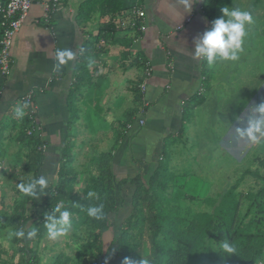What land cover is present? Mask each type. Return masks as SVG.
<instances>
[{"label":"crops","instance_id":"crops-1","mask_svg":"<svg viewBox=\"0 0 264 264\" xmlns=\"http://www.w3.org/2000/svg\"><path fill=\"white\" fill-rule=\"evenodd\" d=\"M236 1L217 0L214 18H221L222 9L228 6L250 11L254 17L247 39L255 45L248 49L249 60L235 71L243 93L227 107V112L235 115L233 122L239 115V123L247 126L252 120L247 111L254 108L260 118L256 108L264 100V75L257 61L261 47L257 34L264 31V6H256L260 1L256 0L255 5L234 8ZM202 2L140 0L136 5L145 11L146 30L139 40L131 42L127 32L111 23L126 10L102 15L98 7L92 10L87 0H60L46 22L41 0H34L14 37L11 73L0 87V156L5 155L7 169L23 175L30 163L32 169L27 171L31 175L36 169V175L45 176L54 185L62 167L74 179V187L81 189L95 173L92 161L101 153H110L116 179L134 177L161 159L167 160L177 174V183L183 184L179 180L190 173L177 171L175 147L183 145L181 153L199 159L200 143H193L196 124L202 122L204 131L209 125L204 124L202 108L217 87H236L232 76L221 78L227 68L225 61L212 67L207 64L208 82L204 84L206 58H195L194 50L196 41L211 30L212 22ZM79 10L82 16H78ZM62 49H71L76 55L73 61L56 68L55 53ZM90 61L94 62L91 67ZM146 64L151 74L142 94L138 83ZM201 88L204 97L197 102ZM29 91L34 92L32 108L40 127L35 139L37 145H44L43 151L37 147L30 151L26 138L20 139L29 119L27 115L23 120L14 115L21 97ZM225 117L220 116L216 122L221 126L216 139L238 138L235 129L232 136L230 130L225 133ZM140 118L145 121L143 125ZM263 142V137L257 140L259 145ZM23 147L29 150L28 155ZM165 153H169V159ZM41 199L42 195L35 199V205H41Z\"/></svg>","mask_w":264,"mask_h":264},{"label":"trees","instance_id":"trees-1","mask_svg":"<svg viewBox=\"0 0 264 264\" xmlns=\"http://www.w3.org/2000/svg\"><path fill=\"white\" fill-rule=\"evenodd\" d=\"M87 3L92 10L98 7L103 15L128 10L140 4V0H87ZM216 4L217 0L202 2L212 27ZM79 12L78 16H82V10ZM203 72L205 76L209 73L206 59ZM3 79L0 75V87ZM207 82L206 76V86ZM203 97L204 93L199 92L197 102ZM137 98L139 100V96ZM20 135V139L26 138L30 151L35 150L37 140L28 137L26 131H20ZM165 158L169 159V153H165ZM166 161L160 159L154 167L140 170L129 179H116L111 170L110 153H101L92 161L95 173L87 178L81 189L74 187V179L60 167L58 181L54 185L48 184L42 194L41 205L36 206L35 199L22 194L15 203L14 213L6 220L17 228L23 227L26 232L38 229L37 236L30 240L40 239L46 231L45 214H50L55 206L61 204L71 213L72 227L79 231L77 237L82 242L80 248L92 258L90 264H123L125 258L139 262L144 258V243L151 246L147 258L150 264H204L206 261L263 264L264 170L247 169L220 197L201 198L183 191V184L177 183V174ZM259 163L264 169V159ZM35 173L39 174L35 169L33 179L39 177ZM245 175L255 180L256 188L238 189ZM89 192L97 193L99 199L90 200ZM100 203L104 204L105 219L97 221L88 217L87 207ZM194 205H208L212 210H195ZM242 205H246L245 211H241ZM123 207H128L124 214L120 211ZM107 231L111 232V240L105 249L103 237ZM224 240L234 245L235 254L228 255L222 251ZM19 241L23 242V239ZM24 250V246L20 248V252ZM65 258L70 257L58 254L53 264H62ZM36 260L37 256L30 254L27 259L23 257L13 264H35Z\"/></svg>","mask_w":264,"mask_h":264},{"label":"rangeland","instance_id":"rangeland-1","mask_svg":"<svg viewBox=\"0 0 264 264\" xmlns=\"http://www.w3.org/2000/svg\"><path fill=\"white\" fill-rule=\"evenodd\" d=\"M256 0H250L244 2L237 0L232 6H237L242 4L245 6L255 5ZM264 6V0L258 1L256 6ZM231 9V6H228ZM258 44L261 45L259 48V55L257 56V61L259 63V70L263 71L264 75V33L257 34ZM262 43V44H260ZM254 44V41L249 38L246 39L244 45V51L240 54V59L236 62H226L225 75L221 74V78L226 80L229 76H232V79L236 83L235 88H229L223 90L222 88L217 87L213 93V97L209 100L205 107L202 108L204 114V124H209L207 129L204 131L202 122H197L196 133L197 137L195 138L194 146L200 143L198 146L201 150L198 158H194L185 155L181 152L183 145H178L176 148V162H174L175 167L178 172L181 173H190L187 178H181L179 181L183 183V191L198 197L205 196H214L220 197V195L228 189L236 179L242 175L243 171L247 169L254 170L258 168L263 171V167L259 163L260 160L264 159V142L263 145H259L256 142L245 138H236L231 137L230 139H223V136L220 139H216V135L219 134L221 129H219L220 123H216L220 116L224 115L227 122L224 123L226 126L225 133L231 132L232 134L237 128L246 129L248 127L244 126V123H239L240 116L234 120V114L227 112L229 107L228 103H233L237 101L243 89L239 83V74L235 72L238 67L248 61V49L251 48ZM243 88L244 84L242 85ZM247 90V89H246ZM242 91V92H241ZM263 94H264V83H263ZM264 99V98H263ZM264 102V100H263ZM247 115L251 119H256L257 115L255 114L254 108L252 112L247 111ZM210 117V122L208 119ZM224 120V121H225ZM205 125V126H206ZM223 125V124H222ZM216 127V128H215ZM215 129V131H213ZM235 129V130H234ZM261 138L258 136V139ZM264 140V137H263ZM245 147H244V146ZM193 145L191 144V147ZM24 151L27 150L26 147H23ZM11 150H13L11 148ZM29 154V150L25 152ZM5 155L0 156V264H13L19 262L24 258H28L30 254H35L37 260L35 264H53L58 254H63L70 258L64 259L62 264H90L92 258H89V255L84 253L80 246L81 241L78 240L79 231L73 227L69 230L67 236L57 238L52 240L48 237L47 231L43 234V237L40 239L26 240L25 238L22 241L21 239H13L11 242L7 240V232L9 229L17 228L14 223L8 224L7 218L14 213V207L16 201H18L22 194L18 190V185L21 183H27L29 180L33 179V175L29 173L31 166L28 163L24 171L27 173L23 175H17L16 171L12 169H7L8 162H4L3 159ZM30 166V167H29ZM192 171V173H191ZM198 174V175H197ZM256 182L252 179L250 175H245L243 182L239 183L238 189L249 190L256 188ZM253 186V187H252ZM37 206V205H36ZM35 206V209H37ZM33 207V206H32ZM203 208V209H202ZM128 207H123L120 211L121 213H126ZM194 209L199 210H212L208 205H194ZM246 205H242L241 211H245ZM37 211V210H36ZM28 213L30 210L28 209ZM30 229L33 227L30 223ZM29 228V227H28ZM80 233H82L80 231ZM104 248L106 249L111 240V232L107 231L104 233ZM24 246V251L20 252V248ZM151 253V246L148 243H144L143 257L148 258V255ZM264 264V258L262 259ZM204 264H217L214 262L206 261ZM259 264V263H258Z\"/></svg>","mask_w":264,"mask_h":264},{"label":"clouds","instance_id":"clouds-1","mask_svg":"<svg viewBox=\"0 0 264 264\" xmlns=\"http://www.w3.org/2000/svg\"><path fill=\"white\" fill-rule=\"evenodd\" d=\"M187 10V8H186ZM223 16L213 22L211 30L206 31L195 44L194 56L199 59L206 58L209 67L214 66L218 61L236 62L240 59V54L244 51V45L248 37L249 29L254 24V17L250 11L241 9H222ZM226 17V18H225ZM75 53L71 49L57 50L55 53L56 68L68 64L75 58ZM93 61L89 62V67ZM30 105L27 102L19 104L14 109V115L23 120L27 115V109ZM256 111L260 114V118L249 120L246 129L237 128L238 137L245 138L256 142L259 137H264V102L260 103ZM49 184V180L41 175L38 178L29 180L27 183L19 184L18 190L21 194L33 199H38L40 195L45 193ZM88 198L99 199L97 193L89 192ZM104 204H92L87 207L86 213L90 218L102 221L106 217L103 211ZM57 213L59 214L57 216ZM45 224L47 235L50 239L56 240L60 237L67 236L72 228L71 213L58 204L52 209L50 214H45ZM38 229H31L27 232L23 227L9 229L7 232V240L11 242L13 239H33L37 236ZM222 251L228 255L236 253V248L228 240H224L221 244ZM123 264H150L149 259L142 258L139 262L125 258Z\"/></svg>","mask_w":264,"mask_h":264},{"label":"built area","instance_id":"built-area-1","mask_svg":"<svg viewBox=\"0 0 264 264\" xmlns=\"http://www.w3.org/2000/svg\"><path fill=\"white\" fill-rule=\"evenodd\" d=\"M34 0H0V75L8 77L11 73V47L14 37L19 31L25 17L27 16ZM60 0H41L44 9V20L49 21V18L57 10ZM115 28L127 32L131 42L139 40L144 31L146 30V15L141 6L135 5L126 10L122 15L113 19L111 22ZM151 74V68L148 64L145 65L143 75L138 88L140 93L144 94L148 78ZM202 88L199 92H202ZM33 91H29L21 97V104L27 102L30 107L26 110L29 119V126L26 129L28 137H36L40 134V127L35 119V112L32 108ZM142 109L141 113H144ZM144 119H139V124H144ZM130 127V124L127 126ZM39 144V143H38ZM39 151L44 150V145H37ZM261 264V262H259Z\"/></svg>","mask_w":264,"mask_h":264}]
</instances>
